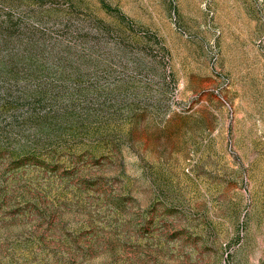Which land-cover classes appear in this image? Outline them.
<instances>
[{"label": "rangeland", "instance_id": "rangeland-1", "mask_svg": "<svg viewBox=\"0 0 264 264\" xmlns=\"http://www.w3.org/2000/svg\"><path fill=\"white\" fill-rule=\"evenodd\" d=\"M0 264H264V0H0Z\"/></svg>", "mask_w": 264, "mask_h": 264}]
</instances>
